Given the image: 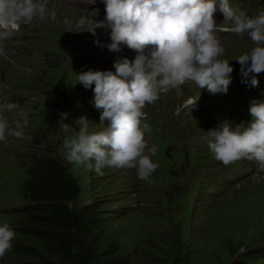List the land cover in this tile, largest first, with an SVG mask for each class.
Listing matches in <instances>:
<instances>
[{"label": "rangeland", "instance_id": "obj_1", "mask_svg": "<svg viewBox=\"0 0 264 264\" xmlns=\"http://www.w3.org/2000/svg\"><path fill=\"white\" fill-rule=\"evenodd\" d=\"M50 1L60 15L38 12L39 19L21 22L22 42L0 45V92H7L10 104L16 105L7 121L15 126L25 116L28 120L23 138L6 132V139L0 141V225L8 223L15 232L0 264H22L32 258L30 247L44 249L39 238L17 230L25 215L21 209L34 204L26 181L37 152L35 143L42 138L78 180V199L70 193L67 201L70 210L76 214L75 209L93 206L91 212L79 216L98 219L99 225L87 226L86 232L98 239L102 253L116 249L108 254L125 264H264V176L239 166V161L225 166L208 147H201V134L206 133L203 139H207L211 127H205L208 122L202 123L198 113L192 115L199 124L189 118L170 119L188 113L184 109L173 114L175 106H169L164 116L159 104L169 94L162 93L157 101L146 104L145 141L148 147L156 146L151 158L158 165L147 181L138 179L135 169L105 167L103 175H98L63 158V139L76 134L79 118L89 121V131L105 127L94 106V91L78 83L77 74L115 71L116 60L107 55L104 38L93 44L90 27L95 24L91 22L95 13L62 6V0ZM221 44L225 49L221 58L228 59L233 69L241 67L235 59L253 46L249 39H226ZM135 56L128 54L130 60ZM257 78L264 82V73ZM29 93L36 97L28 98ZM178 97L182 99L176 109L187 100L182 91ZM25 98L28 104L20 108L19 101ZM245 164L252 166L249 161ZM56 173L63 178L61 172ZM47 193L45 189L41 198ZM27 221L28 215L23 216L22 222ZM72 246V259L78 261L79 246Z\"/></svg>", "mask_w": 264, "mask_h": 264}, {"label": "clouds", "instance_id": "obj_2", "mask_svg": "<svg viewBox=\"0 0 264 264\" xmlns=\"http://www.w3.org/2000/svg\"><path fill=\"white\" fill-rule=\"evenodd\" d=\"M104 2L106 16L96 24L111 30V43L106 47L119 52L124 45L136 56L133 60L118 58L115 71L77 74L78 83L86 89L95 85L93 102L101 110L100 125L105 127L89 131V121L79 118V130L63 139L61 151L68 163L87 167L98 175H103L105 167L128 168L135 169L138 179L147 181L158 165L151 158L156 146L148 147L145 141L147 128L142 121L146 119V104L157 101L162 92L179 90L187 81L211 94L228 92L234 69L228 59L221 58L225 49L215 34L217 11L224 17L220 24L227 26L221 30L250 38L253 46L235 60L241 65L243 77L251 76L250 86L258 87L257 77L264 73V11L249 15L233 7L230 0ZM38 12H43V6L34 0H0V29L17 30L21 22H31ZM6 107L13 111L16 105ZM249 112L251 120L247 123L233 127L225 121L207 132L208 148L225 166L242 158L264 165V101L253 99ZM27 124L26 116L14 127L0 119V141L6 139V132L23 138ZM14 236L8 223L0 225V257L11 249Z\"/></svg>", "mask_w": 264, "mask_h": 264}, {"label": "trees", "instance_id": "obj_3", "mask_svg": "<svg viewBox=\"0 0 264 264\" xmlns=\"http://www.w3.org/2000/svg\"><path fill=\"white\" fill-rule=\"evenodd\" d=\"M261 2L264 4V0ZM42 142L46 140L42 138L35 143L37 152L32 155L26 181V190L34 204L21 209L22 214L28 215V221L22 222L25 215L21 214V224L17 225V230L39 238L45 246L43 251L30 247L32 258L22 264H125L120 257L108 254L116 249L111 248L102 253L98 239L91 236L90 231L86 232L87 226L99 225L96 217L93 219L89 215L79 216L80 212H91L92 205H84L79 211L75 209L76 214L70 210L67 201L71 200L70 193L73 194V199H78V180L69 172L67 165L62 160L59 161V157ZM56 170L62 173L63 178L55 176ZM50 176L56 179H48ZM45 189L48 193L41 198ZM57 209L62 215L57 213ZM82 233L86 237L79 238ZM73 243L79 246H75L78 249V261L72 259Z\"/></svg>", "mask_w": 264, "mask_h": 264}, {"label": "bare ground", "instance_id": "obj_4", "mask_svg": "<svg viewBox=\"0 0 264 264\" xmlns=\"http://www.w3.org/2000/svg\"><path fill=\"white\" fill-rule=\"evenodd\" d=\"M37 2H40V5H42L43 6V3L46 5V8H43V10H47V11H49V16L50 17H54V15H52V14H57V15H60V13L59 12H57L58 10L56 9V8H54V5H52L51 4V1L50 0H34V3H37ZM62 3H63V1H62ZM65 5H69L68 3H63L62 4V6H65ZM53 7V8H52ZM66 7V6H65ZM85 16V15H84ZM39 17H41V15L39 16L38 14H36L35 16H34V19H39ZM85 17H88V16H85ZM93 19H94V21L92 20L91 22L92 23H97L98 22V20H99V17H98V15L96 14H92V16H91ZM83 18V17H82ZM97 18V19H96ZM81 19V18H80ZM41 20V19H40ZM89 21V20H88ZM61 22H64V19L61 21ZM81 26V24L80 25H78L77 26V28L78 27H80ZM107 44H109V43H106V45ZM105 45V46H106ZM163 93V92H162ZM161 93V94H162ZM166 94H168L167 92H166ZM170 98V96L169 97H167V98H161V99H169ZM175 104H177V101H175ZM180 112H184V109H182V108H178V109H173V114L174 113H180ZM184 114H185V116H183V115H180V116H175V115H173V117L172 118H170V119H173V120H178V119H180V120H182V119H186V118H189V121H190V119H192L194 122H195V124H199V122L197 121V120H195L194 118H193V115L191 114V113H187V112H184ZM167 120H169V119H167V118H165V122L167 121ZM186 120H184V122H183V126L184 127H186L187 126V122H185ZM202 121H207L208 122V124L207 125H205V127H207V126H209V128L212 126L211 125V122L207 119V118H205V117H203V119L201 120V122ZM203 123V122H202ZM198 128H200L199 126H198ZM200 134V133H199ZM202 139V140H201ZM199 145L201 146V147H208V138L207 139H203V137L201 136L200 137V140H199ZM261 181H264V179H262Z\"/></svg>", "mask_w": 264, "mask_h": 264}]
</instances>
